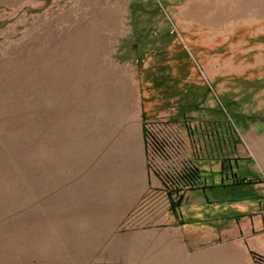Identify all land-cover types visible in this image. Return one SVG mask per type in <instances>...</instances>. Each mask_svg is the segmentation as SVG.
<instances>
[{
	"label": "rangeland",
	"instance_id": "rangeland-1",
	"mask_svg": "<svg viewBox=\"0 0 264 264\" xmlns=\"http://www.w3.org/2000/svg\"><path fill=\"white\" fill-rule=\"evenodd\" d=\"M258 133L264 0H0V264H145L155 240L115 236L247 221ZM142 168L154 185L84 253L93 208Z\"/></svg>",
	"mask_w": 264,
	"mask_h": 264
},
{
	"label": "crops",
	"instance_id": "crops-1",
	"mask_svg": "<svg viewBox=\"0 0 264 264\" xmlns=\"http://www.w3.org/2000/svg\"><path fill=\"white\" fill-rule=\"evenodd\" d=\"M186 157L193 165L196 164V153H186ZM243 161L252 164L255 178H262L261 182L253 183L251 196L244 197L246 193H242L243 198L235 201L232 207L233 211L239 212L243 217L250 216L247 221L228 223V226L226 223L217 230L207 224L203 230L196 231L189 227V223L178 222L176 216L172 214L171 217L158 221L157 228L131 234L128 238L120 237L118 242L115 236L116 241L113 242L111 246L113 249L110 251L112 252L118 245L130 250H139L155 240L157 253L155 256H148L145 264H259L255 255L264 259V133L254 135L253 151L245 156ZM149 171L142 168L138 186H135V183L127 185L132 191H129V198H114V203L107 200V204L101 208L98 215L97 209L93 208V226L87 227L91 235L87 233L89 234L86 236L87 239L85 240V235L84 239L82 238L84 253L94 252V247L102 246L105 239L111 238L110 232L115 230L122 218L134 207L136 198L148 192L154 185ZM200 188L201 186L196 188V185L189 187L181 200L187 205L193 202L192 204L196 206L199 198L192 199L194 196L192 192ZM96 219L100 221L96 223ZM200 244L208 245L204 251H198Z\"/></svg>",
	"mask_w": 264,
	"mask_h": 264
},
{
	"label": "flooded vegetation",
	"instance_id": "flooded-vegetation-1",
	"mask_svg": "<svg viewBox=\"0 0 264 264\" xmlns=\"http://www.w3.org/2000/svg\"><path fill=\"white\" fill-rule=\"evenodd\" d=\"M170 199L174 200V194L173 195L171 194Z\"/></svg>",
	"mask_w": 264,
	"mask_h": 264
},
{
	"label": "trees",
	"instance_id": "trees-1",
	"mask_svg": "<svg viewBox=\"0 0 264 264\" xmlns=\"http://www.w3.org/2000/svg\"><path fill=\"white\" fill-rule=\"evenodd\" d=\"M192 178H193V180L191 181V184H195L196 182L194 181V177H192Z\"/></svg>",
	"mask_w": 264,
	"mask_h": 264
}]
</instances>
